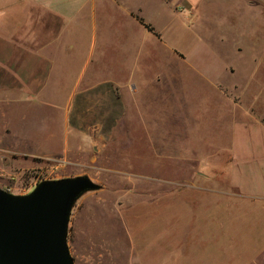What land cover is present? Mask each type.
Instances as JSON below:
<instances>
[{"label": "crops", "instance_id": "obj_1", "mask_svg": "<svg viewBox=\"0 0 264 264\" xmlns=\"http://www.w3.org/2000/svg\"><path fill=\"white\" fill-rule=\"evenodd\" d=\"M104 4L0 0V154L61 162L106 149L125 128L132 141L147 143L133 146L132 172L161 173L162 165L169 180L162 195L120 213L122 234L101 253L122 255L124 264H256L264 257V85L250 88L257 70L239 78L246 70L232 67L230 80L216 77L211 141L201 136L194 145L183 106L159 127L134 117L150 90L172 104L177 88L146 80L137 89L124 64L103 70L110 55H95L94 34ZM126 15L150 34L138 11ZM249 61L263 62L264 72V58Z\"/></svg>", "mask_w": 264, "mask_h": 264}, {"label": "rangeland", "instance_id": "obj_2", "mask_svg": "<svg viewBox=\"0 0 264 264\" xmlns=\"http://www.w3.org/2000/svg\"><path fill=\"white\" fill-rule=\"evenodd\" d=\"M100 6L95 11V55L105 49L110 55L102 63L103 70L123 71L124 64L126 76L131 71L137 89L146 80L160 89L177 88L172 104L150 90L149 102L142 111H135L136 118L148 117L159 127L175 106H183L192 144L196 145L201 136L211 139L216 77L228 76L230 80L229 69L233 73L232 67H244L246 71L239 73V78H250L257 70L252 90L264 85V72L257 68L263 62L249 61V56L264 58V0H106V10ZM132 11H138L153 27L148 29L151 35L130 21L126 14ZM91 22L88 17L86 24ZM131 46L134 55L130 59ZM123 132L121 141L109 143L106 149L98 146L61 162L0 154V190L14 196H27L42 182L67 178L87 177L100 187V191L83 196L72 210L68 248L74 264H124L122 255L100 251L122 234L120 213L149 196L164 193L168 176L162 173V165L161 173L132 172L133 146L141 148L147 143L140 136L132 141L125 128ZM191 177L196 183V173ZM120 246L126 247L125 243ZM256 264H264V257Z\"/></svg>", "mask_w": 264, "mask_h": 264}, {"label": "water", "instance_id": "obj_3", "mask_svg": "<svg viewBox=\"0 0 264 264\" xmlns=\"http://www.w3.org/2000/svg\"><path fill=\"white\" fill-rule=\"evenodd\" d=\"M98 191L87 177L42 182L27 196L0 190V264H74L70 216L83 196Z\"/></svg>", "mask_w": 264, "mask_h": 264}]
</instances>
